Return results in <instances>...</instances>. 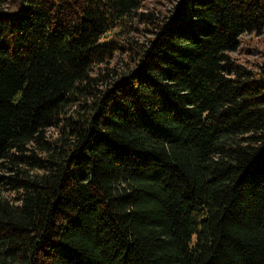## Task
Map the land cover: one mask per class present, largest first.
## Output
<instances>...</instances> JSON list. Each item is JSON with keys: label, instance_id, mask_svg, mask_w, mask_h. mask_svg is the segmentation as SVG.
Instances as JSON below:
<instances>
[{"label": "trees", "instance_id": "obj_1", "mask_svg": "<svg viewBox=\"0 0 264 264\" xmlns=\"http://www.w3.org/2000/svg\"><path fill=\"white\" fill-rule=\"evenodd\" d=\"M0 0V264H264V0Z\"/></svg>", "mask_w": 264, "mask_h": 264}, {"label": "rangeland", "instance_id": "obj_2", "mask_svg": "<svg viewBox=\"0 0 264 264\" xmlns=\"http://www.w3.org/2000/svg\"><path fill=\"white\" fill-rule=\"evenodd\" d=\"M150 6L164 9L170 6V0H151ZM240 40L241 45L232 53L233 57L247 67L255 65L264 56V31L258 35H242Z\"/></svg>", "mask_w": 264, "mask_h": 264}]
</instances>
